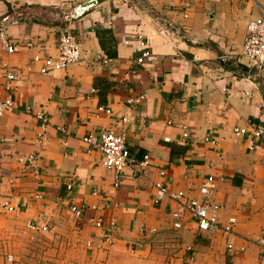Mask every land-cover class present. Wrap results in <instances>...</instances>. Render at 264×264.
<instances>
[{"label": "crops", "instance_id": "0c3cea01", "mask_svg": "<svg viewBox=\"0 0 264 264\" xmlns=\"http://www.w3.org/2000/svg\"><path fill=\"white\" fill-rule=\"evenodd\" d=\"M85 1L0 0V30L14 47L8 53L0 39V100L11 101L0 114V202L15 205L13 212L0 210V234L11 233L12 227L1 225L11 213L23 224L46 227L24 226L22 233L54 232L65 205L89 249L137 245L143 255L151 249L154 262L162 264H185L187 254L189 264H264L258 244L264 237V136L248 151L231 134L248 121L264 127V64L255 76L240 57L245 24L264 15V0H95L70 19ZM146 5L149 16L143 14ZM155 16L183 26L187 37L164 36ZM62 27L75 37L83 59L42 75L32 56L53 55ZM137 34L151 52L143 63L134 61ZM99 54L110 60L103 62ZM2 63L19 74L8 90ZM139 95L138 102H126ZM98 105L111 114L97 112ZM38 112L48 121L43 138L37 135ZM103 128L123 130L134 159L149 157L138 176L125 168L116 187L101 153L80 139ZM27 155L34 156L32 164ZM208 175L219 223L234 218L231 233H199L192 221L172 228V203L151 199L153 181L171 190L189 183V195L198 196L194 187ZM171 231L177 237L159 242Z\"/></svg>", "mask_w": 264, "mask_h": 264}, {"label": "built area", "instance_id": "2783aa9c", "mask_svg": "<svg viewBox=\"0 0 264 264\" xmlns=\"http://www.w3.org/2000/svg\"><path fill=\"white\" fill-rule=\"evenodd\" d=\"M187 6V3L182 5ZM152 14V9L149 5L143 7V14ZM145 14V15H146ZM186 17V14H182ZM155 21H160V32L173 39L186 38L187 34L185 28L181 25L174 24L172 21L165 17H152ZM158 19V20H157ZM14 22V20H13ZM0 39L4 49L10 53L14 50V47L7 42L5 35L0 30ZM135 41L139 48V54L134 58L136 63H143L151 57V52L148 47V41L140 34L135 35ZM126 43V41H123ZM103 62H107L110 59L103 54H99ZM240 57H244V65L246 67H252L256 71L254 75L258 76L264 64V15L254 16L245 24V33L242 39ZM83 59V52L81 51L78 42L73 34L67 27H62L57 38L54 54L48 56H39L35 54L32 56L33 62H39L37 71L40 74H46L53 70L65 69L68 65L73 63H79ZM219 61L225 62L226 56L219 55ZM30 67L26 66V70ZM18 72L15 68L9 67L5 63L1 64V77L3 79V89L8 90L10 83L18 78ZM94 89L91 88L90 92ZM142 96L126 99L127 103L138 102ZM11 106V101L8 98L0 100V114ZM97 112H102L106 115L111 114V110L107 106L98 105L96 107ZM39 132L37 133L39 138L44 137L45 130L48 126L47 117L45 114L38 112L35 115ZM55 129L60 130V127L56 126ZM187 130L184 126L181 127V138L187 136ZM233 141L242 139L245 147L248 151L255 150L264 136V127L252 121H248L246 125H236L231 129ZM81 141L87 145L88 148L96 149L102 155V165L112 170L113 186L118 184L119 176L121 172L127 168L131 177L138 176L143 167L149 164V157L147 154L142 155L139 159H134L130 156L129 150L125 143V134L123 130L115 131L110 128L99 129L95 132H90L81 136ZM204 141L215 144L216 141L213 137H204ZM27 164H32L34 160L33 155H27ZM165 169H159L158 175L165 174ZM213 177L208 175L203 181L196 185L195 190L198 196L189 195V191L193 186L189 183L186 184L185 189H169L164 183L159 180H155L152 183L151 199L154 202L168 199L172 203V207L169 211L171 218V226L174 229L182 227L184 221H192L196 230L199 233L221 231L229 234L232 231V225L234 224V218L228 217L224 224H220L218 221V212L220 205L212 202L209 199V195L212 192ZM71 187L70 184H66V189ZM0 210L4 212H13L15 205L10 204L6 200L0 202ZM71 210L75 214H79V211L71 207ZM96 226H99V222H95ZM110 227L113 223H109ZM27 228L31 231L46 230L45 226H38L35 223H27ZM110 242V241H109ZM258 244L264 253V237L259 238ZM86 245H89L87 242ZM189 245L185 247L187 253H189ZM192 259L191 255L187 254L185 257V264H189Z\"/></svg>", "mask_w": 264, "mask_h": 264}, {"label": "rangeland", "instance_id": "374dc122", "mask_svg": "<svg viewBox=\"0 0 264 264\" xmlns=\"http://www.w3.org/2000/svg\"><path fill=\"white\" fill-rule=\"evenodd\" d=\"M66 208L65 205L60 208L63 213L55 223L56 230L48 233H22L26 223L12 213L7 214L1 225L12 230L0 234V264H162L154 262L151 249L143 255L138 248L134 249L137 245L89 249L73 227L72 218L64 212ZM171 232L159 238V242L177 237L178 231Z\"/></svg>", "mask_w": 264, "mask_h": 264}, {"label": "water", "instance_id": "95a60500", "mask_svg": "<svg viewBox=\"0 0 264 264\" xmlns=\"http://www.w3.org/2000/svg\"><path fill=\"white\" fill-rule=\"evenodd\" d=\"M95 3V0H88L83 3H80L76 7L72 9V12L69 16L70 19H74L81 15L85 10H87L90 6H92Z\"/></svg>", "mask_w": 264, "mask_h": 264}]
</instances>
